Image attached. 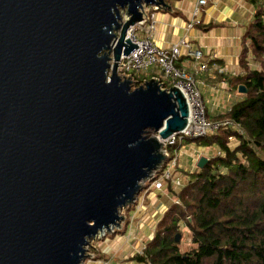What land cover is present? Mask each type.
<instances>
[{
    "label": "water",
    "instance_id": "water-1",
    "mask_svg": "<svg viewBox=\"0 0 264 264\" xmlns=\"http://www.w3.org/2000/svg\"><path fill=\"white\" fill-rule=\"evenodd\" d=\"M143 5L167 6L0 0V264H82L165 161L160 139L187 128L179 89L118 75Z\"/></svg>",
    "mask_w": 264,
    "mask_h": 264
},
{
    "label": "trees",
    "instance_id": "trees-1",
    "mask_svg": "<svg viewBox=\"0 0 264 264\" xmlns=\"http://www.w3.org/2000/svg\"><path fill=\"white\" fill-rule=\"evenodd\" d=\"M243 46L241 66L246 75L237 79L235 89L244 85L248 93L225 118L239 124L243 134L221 130L189 141L216 147L219 154L188 175L177 196L181 205L175 204L165 214L154 239L138 257L141 262L264 264V1ZM251 59L259 67L253 68ZM153 77L154 72H147L138 79ZM234 139L237 145L232 146ZM185 235L191 243L183 250Z\"/></svg>",
    "mask_w": 264,
    "mask_h": 264
},
{
    "label": "crops",
    "instance_id": "crops-1",
    "mask_svg": "<svg viewBox=\"0 0 264 264\" xmlns=\"http://www.w3.org/2000/svg\"><path fill=\"white\" fill-rule=\"evenodd\" d=\"M198 1L165 0L166 7L148 9L156 14L153 36L159 48L169 49L185 39L191 44V51L203 52L202 59L195 62L190 50L182 48L177 65L193 75L196 65L207 66L197 80L209 118L218 121L225 119L231 108L244 99L242 94L236 96L234 93L237 79L246 75L241 66L244 38L259 8L263 7L264 0H209L204 7H199ZM195 21H200V25L191 28L190 25ZM253 65L256 63L251 59ZM210 96L211 100L207 101L206 98ZM187 144L182 147L179 159L191 161L193 169H184L180 164L181 168L174 173L183 186L188 175L198 169L200 159L214 157L212 150L216 148L202 147L189 141ZM235 145L237 140L232 141V146ZM180 172L185 173L187 178L185 175L184 178L180 177ZM168 186L172 187L173 193ZM177 196L172 182L165 184L162 190L151 187L143 189L136 200L122 210L124 220L121 226L115 228L114 233H107L92 241L94 248L91 251L96 254L84 264H150L139 261L138 257L143 255L147 245L154 239L159 223L176 204ZM180 226L186 230L183 222Z\"/></svg>",
    "mask_w": 264,
    "mask_h": 264
},
{
    "label": "built area",
    "instance_id": "built-area-1",
    "mask_svg": "<svg viewBox=\"0 0 264 264\" xmlns=\"http://www.w3.org/2000/svg\"><path fill=\"white\" fill-rule=\"evenodd\" d=\"M208 1L199 0L198 6L204 7L208 4ZM149 7H154L155 10L159 8L143 5V9L141 10L142 20L131 27L127 33V39H130L132 44L137 45L138 49H134L128 56L122 55L118 66V75L122 80L128 79L131 81V84H138L144 87V83L147 81H141L138 77L147 72H155L153 79L159 81L162 89L168 91L170 88L176 87L184 94L190 110L188 126L180 134H174L166 140L160 139L163 144L162 150L165 158L170 159L167 163L164 161L160 168L146 180L150 181L151 188L156 190H162L166 183L172 182L177 192H180L182 184L179 178L174 177V172L181 168L179 165V154L185 141L204 139L221 130L235 129L240 134H243V130L239 124L230 119L212 121L208 118L207 108L197 80V77L207 69V66L196 65L195 75H193L177 65L181 58L182 48L190 50V54L195 59V62L202 59L203 52L201 50L191 51V44L185 39L180 40L178 44L169 49L159 48L153 36L156 26V14L155 11H150ZM197 11L198 9L195 15H197ZM200 23V21H195L190 27L200 25ZM148 186L144 184L143 189H146ZM176 204L181 205V202L177 200ZM114 232L115 228L111 232H105L102 236ZM93 248L91 247V249ZM90 252L92 255L89 258L91 257L92 259L94 258V254L92 251ZM100 264L108 263L101 262Z\"/></svg>",
    "mask_w": 264,
    "mask_h": 264
},
{
    "label": "rangeland",
    "instance_id": "rangeland-1",
    "mask_svg": "<svg viewBox=\"0 0 264 264\" xmlns=\"http://www.w3.org/2000/svg\"><path fill=\"white\" fill-rule=\"evenodd\" d=\"M120 13H121V15H122V17L123 18H125L126 17V10H120ZM253 67L254 68H256V67H259L258 65H253ZM138 84H131V89L133 90V89H137L138 88ZM234 93H235V95L236 96H239V92L237 91V90H235L234 91ZM201 94H202V92H201ZM207 99V101H210L211 100V96H210V98L208 99V98H206ZM206 101V100H205ZM149 136H154L153 135V133H149L148 134ZM234 140H236V139H234ZM187 142L188 141H185L184 142V144L183 145H188L187 144ZM212 152L213 153H215V155L217 154V150H216V148H213V150H212ZM170 159V158H169ZM169 159H166L165 158V163H167V161L169 160ZM191 163V161H189V162H187V159L186 158H181V160L179 159V165L181 164V166L184 168V169H186V168H190V171H192V169H193V165L192 164H190ZM175 173V172H174ZM180 177H185L186 176V178H187V175L184 173H182V172H180L179 174H178ZM185 175V176H184ZM188 178H189V176H188ZM181 180H182V178H181ZM144 184H146V186H148L149 188L151 187V183H150V181L148 182V181H144L143 183H142V186H144ZM167 184V183H166ZM181 186H183V184L181 185ZM187 235H185V239H184V241H183V243H182V247H183V250H185L186 248H187V246L190 244V243H187L188 241H189V238L188 237H186ZM98 237H100V236H98ZM92 244V240H89V245H91ZM186 244H188V245H186ZM86 251H87V253H86V259L82 262V264H84V262L86 261V260H88L89 259V256H91L92 255V253L90 252L91 251V248H90V246H86ZM93 254L95 255L96 254V252H93ZM90 259H91V257H90ZM89 259V260H90Z\"/></svg>",
    "mask_w": 264,
    "mask_h": 264
},
{
    "label": "bare ground",
    "instance_id": "bare-ground-1",
    "mask_svg": "<svg viewBox=\"0 0 264 264\" xmlns=\"http://www.w3.org/2000/svg\"><path fill=\"white\" fill-rule=\"evenodd\" d=\"M104 232H105V231L101 232V233H100V236H102Z\"/></svg>",
    "mask_w": 264,
    "mask_h": 264
}]
</instances>
